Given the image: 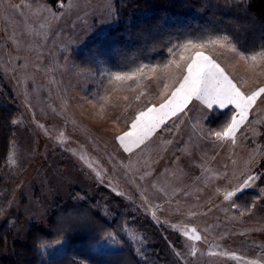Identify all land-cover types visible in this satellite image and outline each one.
<instances>
[{
	"label": "rangeland",
	"instance_id": "374dc122",
	"mask_svg": "<svg viewBox=\"0 0 264 264\" xmlns=\"http://www.w3.org/2000/svg\"><path fill=\"white\" fill-rule=\"evenodd\" d=\"M117 1L0 0V93L17 110L0 174V228L11 234L8 247L26 244L32 226L47 229L57 206L82 202L117 219L142 262L162 252L170 264H264V179L228 195L249 171L264 178V95L235 144L203 138L212 111L193 98L125 151L116 135L149 102L159 106L165 81L133 80L130 89L112 91L119 85L109 84V70L87 74L74 61L117 25ZM204 51L243 91L264 85V52L253 60L238 50L241 59L227 43ZM170 71L179 76L175 66ZM250 192L256 198L247 209L241 201ZM110 234L96 249L125 248L117 231ZM64 246H43V259Z\"/></svg>",
	"mask_w": 264,
	"mask_h": 264
},
{
	"label": "trees",
	"instance_id": "16d2710c",
	"mask_svg": "<svg viewBox=\"0 0 264 264\" xmlns=\"http://www.w3.org/2000/svg\"><path fill=\"white\" fill-rule=\"evenodd\" d=\"M116 15L114 28L74 56L81 71L97 76L105 68L110 73H122L140 64L162 66L169 59L167 48L174 43L224 36L247 56L264 52V0H118ZM16 113L0 93V174L14 134ZM211 114L206 125L215 131L229 121L232 110L220 113L216 109ZM248 196L247 203L241 201L247 209L256 198L253 192ZM120 227L117 219L101 216L88 203L57 206L47 229L32 226L24 245L9 248L11 234L5 226L0 228V264H170L162 252L142 262ZM114 231L125 248L116 252L96 249L98 242ZM57 241H65L63 252L44 260L41 248Z\"/></svg>",
	"mask_w": 264,
	"mask_h": 264
},
{
	"label": "snow or ice",
	"instance_id": "6c2138e0",
	"mask_svg": "<svg viewBox=\"0 0 264 264\" xmlns=\"http://www.w3.org/2000/svg\"><path fill=\"white\" fill-rule=\"evenodd\" d=\"M60 6L63 7V3ZM226 43L232 53L239 55L241 59H245L230 42L228 36L216 39L209 38L202 41L187 40L174 43L167 48L169 59L162 66L140 64L130 72H116L108 75L109 84L119 85V87L113 88L112 91H118L121 88L130 89L131 85L128 82L133 80L140 81L155 77L162 78L165 81L163 89L166 90L167 94L159 106L152 105L149 102L145 109L139 110L128 118L127 130L116 135L115 139L119 141L125 151H129V144H134L137 147L143 144L153 130L165 122L166 116L169 114L176 115L177 111L184 112L193 98L199 101L209 112L216 109L232 108L235 110L229 121L225 122L219 130H209L203 134V138H214L216 141L236 143L235 137L237 132L240 131L241 125L248 121V114L256 104L257 98L264 95V85L250 91H243L230 78L225 68L204 51L209 46L224 48ZM252 59L255 60L256 57L253 56ZM172 66H175L179 76L170 71ZM169 79H172L171 86L166 82ZM109 95L110 90L106 89L105 96L102 99L108 100ZM142 95H144L143 92L137 95L135 99L139 100ZM261 103H264V100ZM261 179L264 178L253 175L249 171L235 190L229 192L228 195L235 196L246 188L252 187L257 180ZM233 206L235 207V205ZM193 232H195V229H193ZM113 238L109 234L108 239ZM192 238L199 240L200 236L196 235ZM56 243H59V241ZM251 264H256V262L253 261Z\"/></svg>",
	"mask_w": 264,
	"mask_h": 264
}]
</instances>
